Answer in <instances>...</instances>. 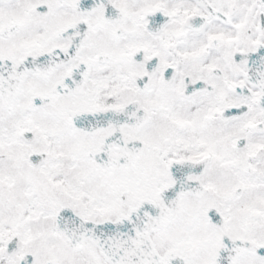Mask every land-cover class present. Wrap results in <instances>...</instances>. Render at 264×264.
Masks as SVG:
<instances>
[{
	"label": "snow or ice",
	"instance_id": "6c2138e0",
	"mask_svg": "<svg viewBox=\"0 0 264 264\" xmlns=\"http://www.w3.org/2000/svg\"><path fill=\"white\" fill-rule=\"evenodd\" d=\"M0 264H264V0H0Z\"/></svg>",
	"mask_w": 264,
	"mask_h": 264
}]
</instances>
